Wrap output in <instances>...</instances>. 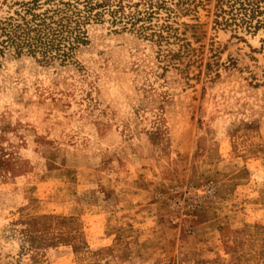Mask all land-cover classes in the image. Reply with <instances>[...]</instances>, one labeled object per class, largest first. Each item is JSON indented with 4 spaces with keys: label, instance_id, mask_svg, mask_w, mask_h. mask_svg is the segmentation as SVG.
I'll return each instance as SVG.
<instances>
[{
    "label": "rangeland",
    "instance_id": "1",
    "mask_svg": "<svg viewBox=\"0 0 264 264\" xmlns=\"http://www.w3.org/2000/svg\"><path fill=\"white\" fill-rule=\"evenodd\" d=\"M215 1L0 0L80 21L0 53V264H264V26Z\"/></svg>",
    "mask_w": 264,
    "mask_h": 264
},
{
    "label": "trees",
    "instance_id": "2",
    "mask_svg": "<svg viewBox=\"0 0 264 264\" xmlns=\"http://www.w3.org/2000/svg\"><path fill=\"white\" fill-rule=\"evenodd\" d=\"M103 2L97 5L101 6ZM120 8H122L121 5H119ZM214 8L215 24L246 30H255L264 26V17H261L264 15V0H216ZM139 19L140 17L136 14L127 21L133 25ZM54 23V27L44 22L34 26L28 22L4 23L0 27V53L3 49L8 51L13 49L17 54L24 51L34 55L39 52L46 59L49 52L54 50L53 56L63 60L72 49L74 40L79 39L80 21L78 17L62 16Z\"/></svg>",
    "mask_w": 264,
    "mask_h": 264
}]
</instances>
